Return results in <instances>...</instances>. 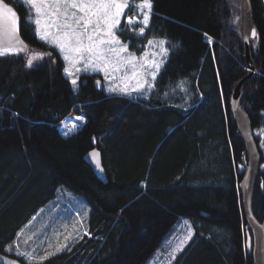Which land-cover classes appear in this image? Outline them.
<instances>
[{"label":"trees","instance_id":"obj_1","mask_svg":"<svg viewBox=\"0 0 264 264\" xmlns=\"http://www.w3.org/2000/svg\"><path fill=\"white\" fill-rule=\"evenodd\" d=\"M6 1L21 14L26 50L49 59L28 67L22 50L0 56V251L64 186L86 201L87 221L38 264H145L182 219L192 232L171 264H252L238 192L244 143L229 98L253 65L241 107L264 136V0H249L256 37L247 65L227 0H151L141 38H164L170 51L147 100L105 94L98 75H81L74 90L60 57L25 23L22 3ZM125 29L121 22L118 33L133 46ZM180 83L185 96L165 98ZM94 147L104 180L87 162ZM252 210L264 222V171Z\"/></svg>","mask_w":264,"mask_h":264},{"label":"snow or ice","instance_id":"obj_2","mask_svg":"<svg viewBox=\"0 0 264 264\" xmlns=\"http://www.w3.org/2000/svg\"><path fill=\"white\" fill-rule=\"evenodd\" d=\"M23 2L35 10L37 19L32 20L30 16L29 22L36 25V33L39 38L44 41H51L64 54L65 61H68L75 68L76 73L99 69L104 71L106 79L117 81L115 74L121 69L127 72L130 67L131 74L119 78L118 82H114L108 88L110 93L131 96L133 91L141 90L145 86L149 89L154 87L153 84L148 83V78L150 77L154 81L164 65L169 52V49L164 46L167 42L163 39L148 41V46L159 47L158 53H152L153 58L151 60L147 58V50L144 56L140 58V62L133 54H128L127 58L122 56V53L127 52L128 45L121 44L115 30L121 23V16L125 9L130 7L127 0L124 2L121 0H23ZM135 7L140 10L143 16V19L140 20L143 27H140L137 33V36L142 37L145 34V29L149 26L152 2L151 0H141V3ZM4 8L5 12L10 14L5 16V22L15 25L17 23L16 13L7 5ZM144 9L148 11H143ZM41 17L45 21L43 24ZM136 20L137 17H128L126 22L131 26ZM16 30L15 27L10 29L9 46L0 51V56L16 51L11 42ZM252 35H256L255 30H253ZM209 40H211L210 37ZM148 46H145L146 49ZM36 59V57L30 58L27 61V66L32 67ZM80 63H83V68L76 67ZM101 64H103L102 68ZM64 72L69 78L73 75L69 67H65ZM132 81L136 82L135 88L131 87ZM71 83L75 88L76 79H71ZM97 86H100L99 81H97ZM82 119V117L75 118L76 121ZM77 126L76 123H72L71 128L64 135H68V132ZM89 155L95 160L99 154L90 153ZM97 168H99L98 164ZM190 236L191 231L188 233V237ZM188 237L181 240L173 249L171 253L173 259L175 254L183 248ZM60 250L57 249V251ZM42 259H46V257Z\"/></svg>","mask_w":264,"mask_h":264},{"label":"rangeland","instance_id":"obj_3","mask_svg":"<svg viewBox=\"0 0 264 264\" xmlns=\"http://www.w3.org/2000/svg\"><path fill=\"white\" fill-rule=\"evenodd\" d=\"M16 2H21L24 4L23 0H12ZM121 2H124V0H121ZM129 3L130 7L125 9L124 14L121 16V22H124L126 26V32L130 34L131 32L135 36L133 39L132 43L133 46H129V42L124 39V36L120 35L118 33L119 27L117 30H115V34L120 40L121 44H127L128 45V50L126 53H122V56L127 58L128 54H133L137 58V61L140 62V58L144 56L146 50H147V58L151 60L153 58L152 53L153 52H159V47L158 46H148V41L149 40H165L167 43L164 45L166 48H170L168 46V41L164 38H141L140 36H137V33L139 31L140 27H143L142 24H140V20L143 19V16L140 13V10L135 7V5H138L141 3V0H127ZM227 3L231 6V10H235V13H237V20H238V25L240 27V22H241V0H227ZM24 12L26 13L25 15V23L31 27L33 30L34 34L36 35L37 40L43 45L46 46L47 48L52 49L54 52L57 53V55L60 57L62 60L64 67L62 70V75L71 83V79H76L77 84L74 88V86L71 83V86L74 88V90H77L76 88L79 86V77L81 75H98L100 78L103 80V92L107 95H121L118 93H110L108 91V88L112 86L114 82H118L119 78H122L125 75H130L131 74V68L129 67L127 72H125L124 69H121L120 72L116 73L117 81H112L109 79L105 78V73L104 71H101L99 69L93 71L89 70L87 72L81 71L79 73L75 72V68H73L68 61H65L64 59V54L59 51V49L51 42V41H44L39 38V36L36 33V25L34 23L29 22V18L31 16L32 20L37 19V16L35 14V10L31 9L30 7L26 6L24 4ZM127 10H130L129 13ZM143 11H148L147 9H144ZM151 12H153L151 10ZM128 17H137V20L135 23L131 26L127 24V18ZM41 22L42 24L45 22L44 19L41 17ZM126 22V23H125ZM130 28V30H129ZM124 32V34H126ZM240 34V33H239ZM144 36V35H143ZM142 36V37H143ZM141 38V39H139ZM253 39V38H252ZM243 42V41H242ZM244 45V43H243ZM145 46H148L146 49ZM23 47V46H22ZM28 47L25 45L24 48L22 49H16V51L22 50V53L19 51L18 55L22 59V54L27 55L25 60L27 61L30 58L36 57L37 59L34 61L33 66L37 64L38 62H45L47 63L46 60L49 59L48 53L46 52H40L39 50H31L28 49ZM249 48V53L248 57L250 56ZM24 51V52H23ZM15 53V52H14ZM13 53V54H14ZM244 54H245V47H244ZM169 55V52H168ZM42 57V59H40ZM159 59V57H156ZM168 58V57H167ZM245 59H246V54H245ZM166 61V60H165ZM249 63L248 59H246V65ZM252 64V62H251ZM65 67H69L70 71L73 72V75L71 78L66 76L64 69ZM76 67L83 68V63H80L76 65ZM103 67V64H101V68ZM249 69V68H248ZM250 71H255L253 65H251ZM159 74V73H158ZM157 78V77H156ZM246 78V77H245ZM245 78H241L240 80L243 79V82L245 81ZM238 80L237 83L240 81ZM155 81H153L150 77L148 78V83H151L154 85L152 88H148L145 86L143 89L138 90V91H133L131 96H126L122 95L127 98H132L134 100L136 99H144L147 100L150 98V95L152 93L156 94L154 92L155 88ZM242 82V84H243ZM135 81L131 82V87L135 88ZM236 83V84H237ZM234 85V87L236 86ZM242 84L240 85V92L242 93ZM96 87H98L96 85ZM233 87V89H234ZM232 89V90H233ZM244 93V92H243ZM186 94V87L183 83H180L177 85V87H174L171 91L166 92L164 94L165 98L169 97H174V98H183ZM188 98V95H186ZM255 134L256 131H253ZM257 139H255L257 143V147L260 151V154L262 157H264V136L263 135H254ZM244 162L242 161L241 166H244L248 169V162L247 158L245 155V159H243ZM259 168L260 172L264 171V162H261V158L259 161ZM245 177V174L243 175V178ZM50 204L45 206L42 209H39L36 214H34L30 220L23 226L21 227L18 235L16 238L13 240L11 245H6L5 251L7 253H12L16 257L20 258L24 264H38L43 262L45 259H42L43 257H48L50 256L53 252H55L58 248L61 249L64 247L66 244L68 245V242H73L76 238V230L80 232L81 229H83V222L86 223L87 221V214H88V205L84 198L70 189L66 187H60L52 200H50ZM73 218V219H72ZM72 219V220H71ZM188 223L187 219H182L177 222L176 226L171 229V231L167 234V236L162 239V242L160 246L151 254V256L148 258L145 264H171L172 263V251L173 249L180 243L181 240H184L185 237H188L189 231L192 232L191 227ZM80 226V227H79ZM185 227V228H184ZM246 229L245 226L242 227V230ZM246 234L248 237L251 236L249 229L245 230ZM80 234V233H79ZM79 236V235H78ZM190 237L186 240L184 245L188 242ZM73 240V241H72ZM248 238L246 236V242ZM66 245V246H67ZM183 245V246H184ZM65 246V247H66ZM64 247V248H65ZM63 250V249H62ZM23 254V255H21ZM245 254H247V250L245 251ZM251 262L253 264V260L251 258Z\"/></svg>","mask_w":264,"mask_h":264},{"label":"water","instance_id":"obj_4","mask_svg":"<svg viewBox=\"0 0 264 264\" xmlns=\"http://www.w3.org/2000/svg\"><path fill=\"white\" fill-rule=\"evenodd\" d=\"M5 5H7L8 8L13 9V11L16 13L17 23L15 25H11L5 22V16L10 15L5 12ZM241 5L242 9L239 33L244 43L246 59L249 60L247 53H249V45L251 39L256 37V35H252V32L253 30H255V28L252 23L251 6L249 0H241ZM20 20V12L12 4L7 3L5 0H2V2H0V51L9 46V31L12 27H15L17 29L12 37V46L15 49H22L25 47L26 43L23 40L20 32ZM251 73L252 71H250L248 75H250ZM248 75H246L245 77H247ZM242 82L243 79L236 84L229 98L231 115L238 129V134L244 143L242 161L244 162L243 159H245L246 155L248 162V169L245 167V165L239 166L237 169L238 173L244 171L245 174V177H242L241 181L238 184V192L241 194L242 209L245 215V219L247 220V227L251 231V236L247 237L248 240L246 242L248 247H250V252L249 250L247 252L248 254H251L253 264H264V224L259 223L254 217L251 203L255 181L258 178V173H260L259 161L261 158V154L257 147V143L255 141L252 130V125L250 123L248 115L241 107L242 93L240 92V85L242 84ZM95 85H97V82H95ZM90 153H98L99 155L95 160H93L89 155ZM86 158L95 175L100 180H104L106 178V174L102 165V158L99 150L94 147L87 153ZM97 164L99 165V168H97ZM0 264L24 263L16 257H12L8 254L0 252Z\"/></svg>","mask_w":264,"mask_h":264},{"label":"flooded vegetation","instance_id":"obj_5","mask_svg":"<svg viewBox=\"0 0 264 264\" xmlns=\"http://www.w3.org/2000/svg\"><path fill=\"white\" fill-rule=\"evenodd\" d=\"M23 8H25V7H23ZM242 173V177H243V175H244V171H242L241 172ZM258 183V178L256 179V181H255V185H254V190H255V186H256V184ZM254 190H253V195H252V204H253V197H254ZM253 211V210H252ZM255 218L258 220V218L255 216ZM260 219V218H259ZM250 234H251V231H250ZM0 252H2V251H0ZM4 252V251H3ZM2 252V253H3ZM5 253V252H4Z\"/></svg>","mask_w":264,"mask_h":264},{"label":"bare ground","instance_id":"obj_6","mask_svg":"<svg viewBox=\"0 0 264 264\" xmlns=\"http://www.w3.org/2000/svg\"><path fill=\"white\" fill-rule=\"evenodd\" d=\"M263 224H264V222H262ZM21 224V223H20ZM245 227H247V226H245ZM12 238V237H11ZM3 244V243H2ZM245 246H246V250L248 251L249 250V252H250V247H248V245H247V243H246V241H245ZM249 248V249H248ZM248 253V252H247Z\"/></svg>","mask_w":264,"mask_h":264},{"label":"crops","instance_id":"obj_7","mask_svg":"<svg viewBox=\"0 0 264 264\" xmlns=\"http://www.w3.org/2000/svg\"><path fill=\"white\" fill-rule=\"evenodd\" d=\"M6 1V0H5ZM7 2V1H6ZM7 3H9V2H7ZM129 11L130 10H127V12L129 13ZM151 13H153V12H151ZM21 15V14H20ZM20 22H21V25H22V17H21V20H20ZM20 32H21V26H20Z\"/></svg>","mask_w":264,"mask_h":264}]
</instances>
